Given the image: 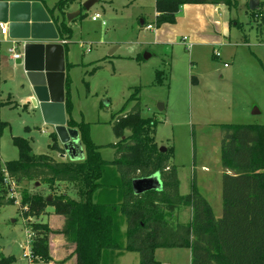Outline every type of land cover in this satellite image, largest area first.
I'll list each match as a JSON object with an SVG mask.
<instances>
[{"label": "rangeland", "instance_id": "obj_1", "mask_svg": "<svg viewBox=\"0 0 264 264\" xmlns=\"http://www.w3.org/2000/svg\"><path fill=\"white\" fill-rule=\"evenodd\" d=\"M58 1L37 3L44 6L53 23L61 19L65 23L67 14L81 13L67 24L69 34L64 38V47L66 119L86 139L81 146L83 157L80 160L61 158L50 147L53 129L43 123L39 112L30 104V89L22 66L10 60L12 45L0 34V99L3 102L0 121L4 124L0 134V167L18 158L15 138L27 142L30 154L47 155L55 161H82L87 144L98 147L101 160L111 161L116 156L111 145L118 142L112 132L113 120L138 103L141 117L157 122L158 148H171L172 162L178 166L180 195L194 190L196 195L207 199L214 206L211 208L214 225L222 227L227 240L236 241L238 230L244 243L264 238V211L240 225L243 217H223L224 224L217 210L221 185L219 163L215 161L219 155L215 133L219 125L264 126V29L257 30L255 23L250 22L248 11L242 5L245 0H235L237 8L219 6L213 20L201 15L202 22L195 23L206 22L203 29H199L200 25L192 27L186 19L182 22L176 19L172 24L156 28L155 0H97L89 11L80 9L88 0H72L62 15L55 7ZM258 1L264 3V0ZM96 13L100 19L92 22L91 16ZM140 21L152 25L153 29L146 30ZM214 21L219 23L220 31L212 27ZM236 23L242 28L234 26ZM243 34L247 44L241 41ZM13 47L21 53L19 45ZM113 49L112 55H108ZM145 53L150 54L147 60L143 59ZM215 53L219 56L215 57ZM157 72L163 73L161 86L155 83ZM134 88L139 90L137 99L130 100ZM157 104L163 105L162 111L157 110ZM256 110L258 114L253 116L251 113ZM108 171L111 181L118 180L113 168ZM263 174V171L256 172L252 177L261 178ZM36 184L21 183L12 193L15 203L0 206V258L10 248L11 264H46L29 262L22 257L24 252H30L25 224L47 223L52 231L62 225V217L54 214L51 206L39 218L24 221L19 193L26 190L45 201L51 196L48 204L53 195L63 193L76 199L70 184H57L55 191H50L46 184ZM261 202L257 212L264 210V197ZM191 212V208L181 210L177 217L180 215L179 220L185 221L187 216L190 219ZM120 228L121 241L124 237L125 243V224ZM49 237L51 260L47 264H75L72 253L75 245L65 242L58 232ZM233 246L232 254L240 256L237 261L247 264L249 259L242 258L237 244ZM122 253L121 258H116L117 253L104 252L101 263L139 264L138 254ZM154 259L159 264H192L186 248H157Z\"/></svg>", "mask_w": 264, "mask_h": 264}, {"label": "trees", "instance_id": "obj_2", "mask_svg": "<svg viewBox=\"0 0 264 264\" xmlns=\"http://www.w3.org/2000/svg\"><path fill=\"white\" fill-rule=\"evenodd\" d=\"M70 2L72 0H59L55 7L62 15ZM184 5L237 8L235 0H155V27L174 23L176 14ZM80 9L83 10L82 7ZM249 17L257 30L264 29V3L259 4L258 10L250 11ZM64 19L65 23L62 19L54 22L62 39L69 34L65 16ZM162 77V72L156 73V85H162ZM138 92V88H134L130 100L137 99ZM2 105L0 99V108ZM67 105L66 92L65 109ZM3 125L0 121V134ZM67 125L75 128L74 123L68 120ZM156 127V121L141 117L138 103L128 113L118 115L112 124V132L118 142L111 145L116 151L111 161L101 160L98 147L89 144L82 161H55L47 155L30 154L25 140L14 139L19 156L0 167V206L15 203L12 193L23 182L43 183L50 191H55L57 184H70L76 195V199L64 193L53 195L48 204L26 190L19 193V209L24 221L39 218L47 206L62 217V225L56 231H52L47 223L25 224L31 234V262L47 264L51 260L49 236L58 232L65 242L75 245L72 252L75 264H102L104 252L124 251L138 254L139 264H159L154 259L157 248L190 249L192 264H240L237 261V256H240L231 251L234 243L239 247L242 258L249 259L247 264H264V238L257 237L254 242L244 243L238 230L236 241L227 240L222 227L214 225L209 206L196 195H180L178 166L172 162L171 148L159 151L155 142ZM220 132L229 141L228 147L224 146L221 164L224 170L236 175V178H228L234 180L232 183L224 181L222 223L225 224L224 219L229 216L243 217L242 225L251 216L256 217L264 211L262 208L256 211L264 197V174L261 178L252 177L253 173L264 172V163H261L264 161V126L221 125ZM51 139L50 147L61 154L53 133ZM79 139L81 145L86 141L80 135ZM109 168L115 170L118 180H110ZM154 174L159 175L160 191L133 193V180ZM188 208L192 210V224H181L176 215ZM122 222L126 226L124 244L120 233ZM212 224L214 226L210 228ZM192 235L196 238L194 242ZM12 262L11 256L0 258V264Z\"/></svg>", "mask_w": 264, "mask_h": 264}, {"label": "water", "instance_id": "obj_3", "mask_svg": "<svg viewBox=\"0 0 264 264\" xmlns=\"http://www.w3.org/2000/svg\"><path fill=\"white\" fill-rule=\"evenodd\" d=\"M97 0H88L82 5L89 11ZM249 11L259 9L257 0H248ZM80 11L67 14L69 24ZM141 23V22H140ZM0 25H4L7 38L15 41L21 50V56L15 64L22 66L25 79L30 89L29 102L37 110L45 125L52 127L57 143L62 150L61 158L80 160L83 157L82 145L78 131L67 125L65 112V47L58 41L56 27L50 22L42 5L36 2L0 1ZM115 49L108 55H112ZM150 58L145 53L143 59ZM157 110L163 109L157 104ZM257 111L252 112L255 114ZM164 152L163 147L159 148ZM38 185V183L36 184ZM134 194H142L150 190L160 191L159 175L154 174L145 179L133 180L131 183ZM49 196L45 202H49ZM3 258H8L10 248L3 251Z\"/></svg>", "mask_w": 264, "mask_h": 264}, {"label": "crops", "instance_id": "obj_4", "mask_svg": "<svg viewBox=\"0 0 264 264\" xmlns=\"http://www.w3.org/2000/svg\"><path fill=\"white\" fill-rule=\"evenodd\" d=\"M2 1H10V0H2ZM15 1L36 2L37 3L38 0H27V1L26 0H15ZM258 2L260 4V1H258ZM247 3H248V0L247 1L245 0V1H243V4L242 5L247 9L248 14H249L250 11L248 10ZM219 6H224V5H218V6H213V5H184V6H182V9L179 10V12L176 14L175 20L178 19L179 22H182L184 19H186L192 27L197 26V25H200L201 27H199V29H203L204 27L207 26L206 22H205L204 25H202V24H196L195 21L202 22V20L200 19L201 18V15L204 16V17H205V15L206 16H209L210 18H208V19L213 20V16H214L213 14L218 11V7ZM42 8L44 9V11L47 14V11H46V9L44 8L43 5H42ZM50 22L53 23V21H51V20H50ZM95 22H97V21H95ZM140 22H141L140 25L141 26L144 25V28H145L146 25H148V24H145L144 21H140ZM102 23L103 22H101V24ZM53 24H55V23H53ZM212 24H213L212 27L216 30V32L217 31H220L219 23L217 21H214ZM54 26L56 27V25H54ZM234 26H237L239 29L242 28L241 24H239V23L234 24ZM149 31H151V30H149ZM3 36L4 37L5 36L7 37V31H6L5 35H3ZM58 41H64V39L60 38V36H59ZM241 41L243 43H245V44L248 43V40H247V37H246L245 34H243V36L241 37ZM15 52H16V50H15ZM225 65L226 64H224V67H225ZM257 114H258V111L255 114H252V115L253 116H256ZM221 125H234V124H221ZM221 125H219V130H217L218 132L215 133V135L217 134V137H218V140H219V155L215 159V161L217 163H219V167H218V170L219 171H218V174H219V177H220V185H221V191H220L219 196H218L219 206H218V209H217V210H219L218 216L220 215V217L222 216V213H223V200H224V194H225V191H224L225 183H224V181L226 180L229 183L230 182L232 183L234 181L232 179L233 178H236V175L235 174H233L232 172H229V171L224 170V168H223V166L221 164V159H222V154H223L224 146L225 147H228V143H229V141L226 140L225 135H222L221 132H220V126ZM242 126H251V125H242ZM200 168L206 170V168H204V167H200ZM177 178H178L179 185H180V180H179V176H178V169H177ZM228 178H232V179H228ZM186 194H192L194 196L197 193L194 190H189L188 192L184 193L183 195H186ZM196 196H197V199H199L200 201L202 200V202H204V204H206L207 206H209L210 209L211 208L212 209L214 208V206L212 207V206L209 205L207 199L201 198V197H199V195H196ZM179 218H180V215H178V217H177L178 221H180ZM192 218H193V214L191 212L190 219L187 216L185 221H180V222L181 223H184V224L191 225L192 224ZM121 226H123V222L121 223ZM120 233H121V228H120ZM124 234H125V232H124ZM191 239H192V242H194L196 238H195L194 235H192L191 236ZM122 244H124V237L122 238ZM187 250H188V252L190 254V261H191V259H192V251L190 249H187ZM116 253H117V255H116L117 257L116 258H121V255L123 253L122 252H116Z\"/></svg>", "mask_w": 264, "mask_h": 264}, {"label": "built area", "instance_id": "obj_5", "mask_svg": "<svg viewBox=\"0 0 264 264\" xmlns=\"http://www.w3.org/2000/svg\"><path fill=\"white\" fill-rule=\"evenodd\" d=\"M99 19H100V15L99 14H94L93 16H91V21L92 22L98 21ZM102 24H104V22ZM145 29L146 30H152L153 27H152V25L148 24V25L145 26ZM0 33L2 35H5V33H6V27L4 25H0ZM61 42L63 44L65 43L64 41H61ZM10 43H11L12 47L9 49V52L11 54L9 58L12 61H16V60H18L20 58L21 54H18V53L15 52V48L13 47V45H18V44L15 41H11ZM214 55H215V57H218L219 56L218 53H215ZM11 187L14 188V186L12 184H11ZM27 237L30 240L31 234L29 233V231L27 233ZM22 257L28 259L29 262H31L30 252L29 253H25L24 252L23 255H22Z\"/></svg>", "mask_w": 264, "mask_h": 264}]
</instances>
